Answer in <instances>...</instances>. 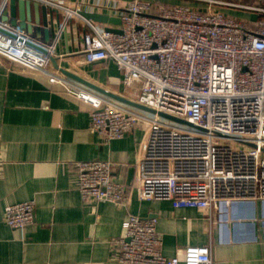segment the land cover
Here are the masks:
<instances>
[{"label":"built area","instance_id":"obj_1","mask_svg":"<svg viewBox=\"0 0 264 264\" xmlns=\"http://www.w3.org/2000/svg\"><path fill=\"white\" fill-rule=\"evenodd\" d=\"M9 1L0 0V56L110 116L111 131L143 128L134 151L77 164L86 200L126 204L128 178L139 199H167L175 207L211 210L264 200V18L252 28L220 11L180 4L153 11L151 1L132 0L119 14L117 33L109 29L113 25L97 26L80 6L40 0L64 11L58 34L47 41L3 19ZM258 1L248 8L264 12V0ZM73 18L89 27L85 62L114 61L120 68L122 89L102 87L153 112L71 79L64 67L49 70ZM5 219L13 228L33 224L35 200L7 206ZM157 222L155 216L129 215L125 234L114 241L120 264H213L210 245H189L183 257L165 255Z\"/></svg>","mask_w":264,"mask_h":264},{"label":"crops","instance_id":"obj_2","mask_svg":"<svg viewBox=\"0 0 264 264\" xmlns=\"http://www.w3.org/2000/svg\"><path fill=\"white\" fill-rule=\"evenodd\" d=\"M31 1L37 5L31 8L34 29L45 18L53 39L64 11ZM55 1L119 16L132 0ZM149 1L153 11L161 4L189 5L220 11L252 28L264 18V12L248 8L261 4L258 0ZM42 5L47 6V15ZM96 22L99 27L110 24ZM88 29L79 18L68 22L49 70L64 67L100 86L121 90L122 73L116 62H85L83 33ZM44 30L41 23V36L36 30L33 34L46 39ZM109 117L53 88L42 73L0 56V264H120L114 241L125 234L124 222L132 213L157 217L161 250L167 256L183 257L189 245H210L213 264H264V200H239L211 210L175 207L167 199H139L129 186L130 178L125 179L130 197L126 204L86 200L77 164L132 152L144 134L142 127L111 131ZM26 200H35V222L13 228L6 222V208Z\"/></svg>","mask_w":264,"mask_h":264},{"label":"water","instance_id":"obj_3","mask_svg":"<svg viewBox=\"0 0 264 264\" xmlns=\"http://www.w3.org/2000/svg\"><path fill=\"white\" fill-rule=\"evenodd\" d=\"M32 5L37 6L36 4H33L31 0H10L9 4L6 8V10L4 11L3 14V19L5 21H9L13 26H20L22 29L27 30L30 33H34V30H36L38 36H41V34H39V29H41V23L45 26V40L49 41L50 37L48 34V26L49 23L48 21L44 18L43 22H41L40 20H38V24L40 25L39 28L34 29L33 24H32V17H31V8ZM42 10H43V14L47 15V6L46 5H42L41 6ZM18 11H19V16H18ZM82 14L89 18L92 19L94 21H100V22H106V23H110L111 25H113L111 28H109L111 31L113 32H117V33H122V29L120 28L121 24H122V19L120 16H112V15H108V14H101L99 12H89V11H82ZM62 71L64 74H66L68 77H70L71 79H74L80 83H83L89 87H92L110 97H113L115 99L124 101V102H128L130 104H133L135 106L141 107L143 109H146L148 111H152L153 110L151 108H148L146 106L134 103L132 101H129L121 96H119L118 94L109 91L107 89H105L104 87L90 81L87 80L86 78L80 76L79 74L68 70L66 68H62ZM162 116L165 117H169L173 120H177L179 122H183V123H187L186 120L184 119H180L177 118L175 116L172 115H168L164 112L160 113Z\"/></svg>","mask_w":264,"mask_h":264},{"label":"bare ground","instance_id":"obj_4","mask_svg":"<svg viewBox=\"0 0 264 264\" xmlns=\"http://www.w3.org/2000/svg\"><path fill=\"white\" fill-rule=\"evenodd\" d=\"M89 96H91V97H93V98L95 97L94 95H89Z\"/></svg>","mask_w":264,"mask_h":264},{"label":"rangeland","instance_id":"obj_5","mask_svg":"<svg viewBox=\"0 0 264 264\" xmlns=\"http://www.w3.org/2000/svg\"><path fill=\"white\" fill-rule=\"evenodd\" d=\"M92 81V80H91Z\"/></svg>","mask_w":264,"mask_h":264}]
</instances>
